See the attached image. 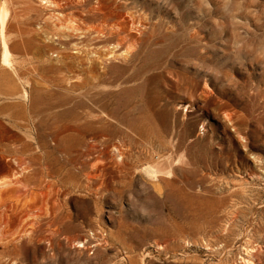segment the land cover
Instances as JSON below:
<instances>
[{
	"label": "rangeland",
	"instance_id": "rangeland-1",
	"mask_svg": "<svg viewBox=\"0 0 264 264\" xmlns=\"http://www.w3.org/2000/svg\"><path fill=\"white\" fill-rule=\"evenodd\" d=\"M6 2L0 264H264V0Z\"/></svg>",
	"mask_w": 264,
	"mask_h": 264
},
{
	"label": "bare ground",
	"instance_id": "bare-ground-1",
	"mask_svg": "<svg viewBox=\"0 0 264 264\" xmlns=\"http://www.w3.org/2000/svg\"><path fill=\"white\" fill-rule=\"evenodd\" d=\"M54 2V1H53ZM60 2V1H59ZM58 3V2H57ZM60 5V4H59ZM61 6H63V4L61 5ZM9 9H8V5H7V2H6V0H0V32H1V36L2 37H4V36H6V35H4L5 33H6V26H7V22H8V18H9ZM114 25V24H113ZM119 26V25H118ZM76 29V28H75ZM95 30L98 32V28L96 29L95 28ZM96 32V33H97ZM102 32V31H101ZM100 32V33H101ZM114 32V31H113ZM99 33V32H98ZM121 43V42H120ZM119 44V43H118ZM3 45H4V49H5V61H8L9 60V57H10V51H9V49H8V44H6V42L5 41H3ZM121 45V44H120ZM116 46V45H115ZM118 46V45H117ZM117 48V47H116ZM119 48H120V46H119ZM118 49V48H117ZM119 50H121V49H119ZM112 52V51H111ZM115 52V51H114ZM114 54V53H113ZM116 54V53H115ZM114 56V55H113ZM228 116V115H227ZM230 118H231V116H229ZM226 118V117H225ZM232 119V118H231ZM227 121H228V119H227ZM232 122V121H231ZM235 128V127H234ZM57 137V136H56ZM241 137V136H240ZM15 146H17V145H15ZM14 146V147H15ZM117 146V145H116ZM120 147V146H119ZM116 148H118V147H116ZM19 149H20V147H19ZM7 150V149H6ZM121 150V149H120ZM21 155V154H20ZM122 155V154H121ZM126 155V154H125ZM124 155V156H125ZM15 157V156H14ZM26 157V156H25ZM24 157V158H25ZM31 157V156H30ZM126 157V156H125ZM28 158V157H27ZM17 159V158H16ZM15 159V160H16ZM25 160V159H24ZM27 160V159H26ZM19 161H20V159H19ZM17 162H18V160H17ZM30 162V161H29ZM24 163V162H23ZM26 164V163H25ZM23 166V165H22ZM29 166V165H28ZM27 167V166H26ZM30 167V166H29ZM44 169H45V167H43ZM42 168V169H43ZM48 168V167H47ZM25 169V168H24ZM28 169V168H27ZM49 169V168H48ZM26 170V169H25ZM34 171V170H33ZM45 171H46V169H45ZM36 172V171H35ZM34 172V173H35ZM11 173V171H10V169L8 170H2V172H0V213H1V215L3 214L4 216H5V214H7L6 213V209L5 208H7L6 207V199L7 198H5V196L8 194V192L10 191V190H17V188H16V184L19 182V179H21V177L18 179V178H16L17 176H15V175H11L10 174ZM28 173V172H27ZM33 173V174H34ZM16 175H17V173H15ZM21 175V174H20ZM20 175H18V176H20ZM43 178V177H42ZM41 178V179H42ZM56 178V177H55ZM23 179V178H22ZM45 179V178H44ZM48 181V184H49V180H47ZM52 181V180H51ZM51 183V182H50ZM55 183V182H54ZM58 184V183H57ZM16 185V186H15ZM20 185H23V184H21L20 183ZM19 184H18V186H20ZM46 185V184H45ZM56 185V184H55ZM50 186V185H49ZM46 187V186H45ZM19 188V187H18ZM48 188H50V187H48ZM57 188V187H56ZM52 189H53V187H52ZM61 189V188H60ZM19 191H21V190H19ZM22 192H24L23 190H22ZM22 192H21V195H22ZM53 193V192H52ZM10 195V194H9ZM20 195V194H19ZM27 195V194H26ZM13 196V195H12ZM23 196V195H22ZM32 196V195H31ZM51 196V195H50ZM26 197H28V196H26ZM8 198H10V197H8ZM25 198V197H24ZM8 201H10V200H8ZM13 201V200H12ZM17 202H18V199H17ZM16 202V203H17ZM8 204V203H7ZM14 206V205H13ZM32 206V205H31ZM31 208V207H30ZM10 209V208H9ZM32 210V209H31ZM33 211V210H32ZM29 212V211H28ZM33 213V212H32ZM1 216V217H3V218H5L4 216ZM34 216V215H33ZM37 217V216H36ZM11 220V219H10ZM2 222V221H1ZM3 222H5V221H3ZM4 223H2V225H3ZM1 226V225H0ZM1 229H3L2 227H0ZM0 234H1V231H0ZM2 234H3V231H2ZM4 235V234H3ZM10 235V234H9ZM247 243V242H246ZM249 243V242H248ZM250 245H252V244H250L249 243V245L248 244H246V246L243 248V253L241 254V257H240V264H255L256 263V255H255V250L253 249V247H251ZM258 249V248H257ZM260 249V248H259ZM262 249V248H261ZM257 253V252H256ZM261 253V252H260Z\"/></svg>",
	"mask_w": 264,
	"mask_h": 264
}]
</instances>
